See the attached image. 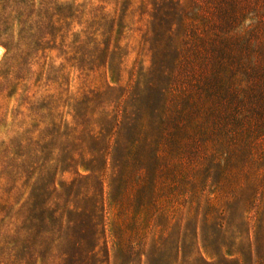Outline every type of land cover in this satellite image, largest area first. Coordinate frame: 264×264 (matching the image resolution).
Here are the masks:
<instances>
[{
    "label": "trees",
    "instance_id": "obj_1",
    "mask_svg": "<svg viewBox=\"0 0 264 264\" xmlns=\"http://www.w3.org/2000/svg\"><path fill=\"white\" fill-rule=\"evenodd\" d=\"M182 2L0 0V191L14 186L13 206L27 190L10 230L20 263L258 264L228 249L248 235L264 182L250 184L246 171L224 178L236 190L216 194L205 190L200 166L182 159L188 146L168 96L178 101L184 70L177 79L179 61L167 66L164 49L166 30H183ZM135 18L158 30L141 38L148 69L124 64ZM185 76L213 97L197 71Z\"/></svg>",
    "mask_w": 264,
    "mask_h": 264
},
{
    "label": "rangeland",
    "instance_id": "obj_2",
    "mask_svg": "<svg viewBox=\"0 0 264 264\" xmlns=\"http://www.w3.org/2000/svg\"><path fill=\"white\" fill-rule=\"evenodd\" d=\"M197 1L182 2L187 12L182 18L183 30H178L182 25L178 26V23L174 24L175 30H166L170 33L164 42L167 66L176 57L179 61L174 70L177 79L180 67L184 70L178 79L180 91L175 96L178 101L171 100L170 96L168 101L171 110L175 111L174 119L181 124V140L188 146L182 156L185 167L199 165V177L206 178L205 190L221 194L238 188L235 182L225 184L224 178L231 175H244L247 171L250 184L256 180L264 182V0ZM134 22L130 26L132 30H125L122 42L129 46L124 64L129 69L138 61L148 69L150 55L141 38L146 34L154 35L158 30H144V20L137 22L135 18ZM179 33L180 45L175 52L170 46H174ZM4 52L0 44V68ZM186 71L190 74L197 71L201 82L208 81L213 97L198 93L197 84L185 76ZM77 74L72 75V91L79 86ZM3 96L0 97L2 107L6 104ZM231 97H236L240 103L230 107L221 101ZM187 99L193 100L195 110L188 106ZM225 111L223 118L221 114ZM241 164L249 167L237 168ZM13 187L3 186L0 191V264H22L21 257L14 252L10 230L14 221L12 214L26 199L27 190L17 194L11 206ZM2 191L11 198L8 202L5 195L1 199ZM248 216L243 231L248 235L232 242L228 250L233 258L264 264V204L261 202L260 206L254 207ZM111 218L112 213H109L107 234H110Z\"/></svg>",
    "mask_w": 264,
    "mask_h": 264
}]
</instances>
